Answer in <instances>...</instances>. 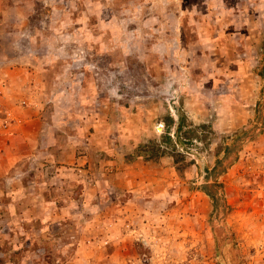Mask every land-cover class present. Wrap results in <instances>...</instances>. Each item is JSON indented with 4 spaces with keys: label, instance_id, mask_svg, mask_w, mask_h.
<instances>
[{
    "label": "rangeland",
    "instance_id": "1",
    "mask_svg": "<svg viewBox=\"0 0 264 264\" xmlns=\"http://www.w3.org/2000/svg\"><path fill=\"white\" fill-rule=\"evenodd\" d=\"M0 264H264V0H0Z\"/></svg>",
    "mask_w": 264,
    "mask_h": 264
},
{
    "label": "trees",
    "instance_id": "2",
    "mask_svg": "<svg viewBox=\"0 0 264 264\" xmlns=\"http://www.w3.org/2000/svg\"><path fill=\"white\" fill-rule=\"evenodd\" d=\"M166 120H167L166 126L168 128H170L172 125H177L176 133H177V138L180 141V134H181V131L183 130L185 118L180 117V119L178 121H176L174 117L169 116L166 118ZM166 139H168L169 141L172 140L170 135H168L166 137ZM223 163H224L223 159H218L216 166L214 167V169L212 171H210V175L211 174L222 175L223 173H225L224 170L222 169ZM215 186H216V184H207V185L203 186L202 189L211 198V200L214 202V204H217L218 203V197L216 195V191H214Z\"/></svg>",
    "mask_w": 264,
    "mask_h": 264
}]
</instances>
